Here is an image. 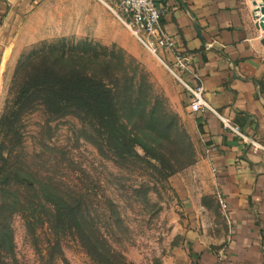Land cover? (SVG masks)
<instances>
[{
	"label": "rangeland",
	"instance_id": "1",
	"mask_svg": "<svg viewBox=\"0 0 264 264\" xmlns=\"http://www.w3.org/2000/svg\"><path fill=\"white\" fill-rule=\"evenodd\" d=\"M5 36L0 234L8 229L10 238L0 262L187 264L192 229L224 242L226 221L188 91L113 12L97 0H38ZM78 66L109 89L91 101L94 117L51 112L42 90L24 93L39 69ZM104 103L113 106L107 121ZM49 192L62 196L53 197L62 207L77 204L76 222L68 209L63 229L51 227L58 210Z\"/></svg>",
	"mask_w": 264,
	"mask_h": 264
},
{
	"label": "crops",
	"instance_id": "2",
	"mask_svg": "<svg viewBox=\"0 0 264 264\" xmlns=\"http://www.w3.org/2000/svg\"><path fill=\"white\" fill-rule=\"evenodd\" d=\"M260 1V0H259ZM38 0H0V59L7 27ZM161 22L200 76L214 108L264 143V29L252 0H160ZM171 62L173 57L166 54ZM188 81H196L185 73ZM189 100V97H188ZM222 208L221 245L191 230L187 264H264V151L209 110L192 113Z\"/></svg>",
	"mask_w": 264,
	"mask_h": 264
},
{
	"label": "built area",
	"instance_id": "3",
	"mask_svg": "<svg viewBox=\"0 0 264 264\" xmlns=\"http://www.w3.org/2000/svg\"><path fill=\"white\" fill-rule=\"evenodd\" d=\"M105 5L115 16L184 84L188 91V108L192 113L205 110L213 112L221 119L224 126L240 135L255 151H264V143L248 136L232 122L230 118L216 108L205 97V88L199 75L191 68L190 59L177 46L175 39L168 33L161 22L162 8L160 0H97ZM173 60H166V54ZM188 73L196 80L188 81L184 74ZM222 208L227 204L219 196Z\"/></svg>",
	"mask_w": 264,
	"mask_h": 264
},
{
	"label": "trees",
	"instance_id": "4",
	"mask_svg": "<svg viewBox=\"0 0 264 264\" xmlns=\"http://www.w3.org/2000/svg\"><path fill=\"white\" fill-rule=\"evenodd\" d=\"M61 60L65 61L64 54L61 55ZM34 85L24 91V93H29L32 89L42 90L48 97L47 108L51 112H62L63 110H69L70 113L80 114L84 113L88 117H94L96 115V106L92 100L99 96H104L106 92L109 91L107 85L101 80H96L95 75L90 74L88 70L83 66H78L73 69L71 72H64L52 74L48 67L41 68L35 74ZM78 101L71 103V101ZM113 106L111 104L104 103L102 106V118L107 121L110 119V113ZM39 184V183H38ZM37 182L35 186L39 189ZM62 197L60 194L55 192L47 193L46 197H49L51 203L53 204V209L57 207L58 215L53 214L51 218L54 220H47L52 223V228L63 229L64 225L62 223V214L64 210L70 211V214L73 218V221H77L76 208L77 204H70L69 206L65 203L66 206H60L59 202H55L53 197ZM48 199V198H47ZM62 200V198H61ZM64 200V198H63ZM52 221V222H51ZM9 230L5 229L3 234H0V247H6L9 242ZM62 261L66 264L67 260L65 257L62 258ZM0 264H10L6 258H3V261Z\"/></svg>",
	"mask_w": 264,
	"mask_h": 264
},
{
	"label": "water",
	"instance_id": "5",
	"mask_svg": "<svg viewBox=\"0 0 264 264\" xmlns=\"http://www.w3.org/2000/svg\"><path fill=\"white\" fill-rule=\"evenodd\" d=\"M255 5L254 17L257 20L258 27L264 29V0H252ZM264 43V38L262 39Z\"/></svg>",
	"mask_w": 264,
	"mask_h": 264
}]
</instances>
